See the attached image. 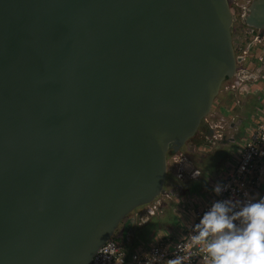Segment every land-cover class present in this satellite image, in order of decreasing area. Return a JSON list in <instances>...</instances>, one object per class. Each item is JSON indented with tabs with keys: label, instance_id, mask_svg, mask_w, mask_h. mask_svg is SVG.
<instances>
[{
	"label": "water",
	"instance_id": "obj_1",
	"mask_svg": "<svg viewBox=\"0 0 264 264\" xmlns=\"http://www.w3.org/2000/svg\"><path fill=\"white\" fill-rule=\"evenodd\" d=\"M248 1L0 0V264H91L122 227L128 247L169 158L212 134L235 26L264 35Z\"/></svg>",
	"mask_w": 264,
	"mask_h": 264
},
{
	"label": "built area",
	"instance_id": "obj_2",
	"mask_svg": "<svg viewBox=\"0 0 264 264\" xmlns=\"http://www.w3.org/2000/svg\"><path fill=\"white\" fill-rule=\"evenodd\" d=\"M234 3L238 9L245 6L242 2L240 5L236 1ZM235 37L237 39L236 52L244 57V62H248L247 59L251 56H256L255 60L259 62L264 61V43L258 31L242 24L237 27ZM249 47L252 48L251 52L253 51L251 56ZM259 81L264 84V74L260 76ZM226 91L234 97L236 95L237 98L260 92L256 84L245 80L241 71L237 72ZM235 104L238 105L239 101ZM234 106L227 109L223 107L222 111L225 114L219 120H207L212 130L210 138L213 144L223 140L224 134L234 122V116L231 113ZM261 106L260 111L255 113L254 125L245 128L244 136L229 154V159L222 170L214 177L209 192L204 196L178 199V204H181L179 209L182 211L178 217L181 225L177 228L174 225L170 231H160L153 242L137 246L130 255L127 254L123 243L113 238L97 252L91 264H167L168 260L175 256H181L184 264H210V258L203 250V245H197L191 239L194 234L193 225L199 222L200 216L210 208L215 199L231 198L239 201L245 198V192L256 198L264 196V154H262L264 153V99ZM209 149V147L201 146L199 151L206 153ZM172 159L179 178H193V174L199 176L200 172L183 154L178 153ZM242 166L243 172H241ZM217 182L230 186L220 196H216L212 191ZM240 185L244 187L241 188ZM160 202L159 200L147 206L141 214L140 221L143 222L146 218L155 215ZM158 237L162 238L157 239Z\"/></svg>",
	"mask_w": 264,
	"mask_h": 264
},
{
	"label": "clouds",
	"instance_id": "obj_3",
	"mask_svg": "<svg viewBox=\"0 0 264 264\" xmlns=\"http://www.w3.org/2000/svg\"><path fill=\"white\" fill-rule=\"evenodd\" d=\"M229 187L217 182L212 191L220 196ZM244 197L239 201L231 198L213 200L199 222L193 225L191 239L195 244L203 245L210 264H264V196L256 198L245 192ZM167 264H184V261L181 256H175Z\"/></svg>",
	"mask_w": 264,
	"mask_h": 264
},
{
	"label": "trees",
	"instance_id": "obj_4",
	"mask_svg": "<svg viewBox=\"0 0 264 264\" xmlns=\"http://www.w3.org/2000/svg\"><path fill=\"white\" fill-rule=\"evenodd\" d=\"M249 96H246V98ZM243 98L245 97L240 96L237 98V100L241 99V101H243ZM249 98H251L252 101ZM249 98H247L250 102L249 106L245 105L243 107L242 102L239 101V110L243 108L245 111H241L238 116V121L240 122L238 126L240 133L235 144H213L211 138L210 140L204 138H193L188 142L191 144L192 150L190 152L184 153L183 155L200 172V174L196 178H189L185 180L180 179L181 182L179 183V186L182 188L179 196L186 198L192 195L195 196L197 194L205 195L209 192V185L214 182V177L217 176V174L222 170L224 164L228 161L229 154L234 150L233 148L236 146L237 142H239L240 138L243 137L244 128H246V126L250 123L249 115L247 117L246 111L248 108H251L252 110L256 109L255 111L257 112L261 108V105L258 103V99L252 97ZM255 99L257 100L256 106L253 104L255 103ZM201 146H206L210 149L206 153H201L199 151ZM175 171L176 168L175 165H173V170H169L168 172L170 178L171 174L175 173ZM163 197H165V199L161 198V205L158 207V211L155 215L146 218L143 222L140 221L141 215L139 218L137 216L139 221L135 224V236H133V238L129 241L128 247H125L128 255H130L137 246L141 244H149L153 240L158 229L166 231L167 229L170 230L172 227L171 225L172 223L174 224L176 217H179V212L175 213L174 210H171L170 208V205H174L173 199L175 198V195L171 197L166 193V195ZM116 240L120 242L121 238H116Z\"/></svg>",
	"mask_w": 264,
	"mask_h": 264
},
{
	"label": "crops",
	"instance_id": "obj_5",
	"mask_svg": "<svg viewBox=\"0 0 264 264\" xmlns=\"http://www.w3.org/2000/svg\"><path fill=\"white\" fill-rule=\"evenodd\" d=\"M240 25H242V22H240ZM241 27V26H240ZM241 28H243V27H241ZM237 31H239V30H237ZM258 33H259V31H258ZM262 40H263V43H264V35H263V37H262ZM263 47V46H262ZM250 48V52H249V54H250V56L253 54V51L251 52V47H249ZM246 49L248 50V47H246ZM237 51V50H236ZM255 57L256 56H251V58H248L247 60H248V62H242L240 65H239V68H238V71H247L248 73H249V75H247L246 76V78H245V80H247V81H249V82H253L254 84H256L257 85V87H258V89L260 90V92L258 91V93L259 94H257V93H255L253 96H249V97H252V98H257L258 96L260 97V101H259V103H261L262 101H263V99H264V84L261 82V81H259V78H260V76L261 75H263L264 74V61L263 62H259L258 60H255ZM247 58V57H246ZM245 58V59H246ZM253 76V77H252ZM249 97H247V98H249ZM233 98H234V102L232 103V104H230V105H228V107H226V105H220V106H218L217 105V102L215 101V105L217 106L216 108H213L212 109V112H211V114L208 116V118H207V120H219L221 117H222V114L221 113H224L223 111H222V109H227V108H229L230 106H234L233 104H235V103H237V101H240V102H242V105H243V107L245 106V105H247V106H249L250 105V102H249V99H251V98H249V99H247L246 97L245 98H243V99H247L248 100V102H246V100H245V102L244 101H241V99L240 100H237V96L235 95V97L233 96ZM233 98H232V100H233ZM242 99V100H243ZM251 101H252V99H251ZM225 103V102H224ZM214 105V106H215ZM258 105V104H257ZM261 105V104H260ZM223 106H224V108H223ZM239 104L238 105H236L235 104V106H234V109H233V111L231 112L232 114H233V116H234V122L230 125V132H233V130H234V128H236L239 124H240V122L238 121L239 119H238V116H239V114H240V112L241 111H243L244 109L242 108V109H240L239 110ZM262 107V106H261ZM261 109V108H260ZM260 109H259V111H260ZM256 110V109H255ZM255 110H252L251 108L249 109L248 108V110L246 111V114H247V117H248V115H249V120H250V123L246 126V128L248 127V126H250V125H254V119H255V116H256V111ZM245 111V110H244ZM243 111V112H244ZM204 196V195H203ZM180 213L181 212H179V215H180ZM180 217V216H179ZM175 225V227L177 228V226L178 225H181L180 224V221H179V218L178 217H176V219H175V222H174V224L172 223V227ZM172 227H171V229H172ZM170 229V230H171ZM170 230H167V231H170ZM159 232L160 231H165L166 232V230H158ZM159 232H156V234H155V236H154V238H153V240L151 241V242H153L154 241V239H155V237L157 236V233H159Z\"/></svg>",
	"mask_w": 264,
	"mask_h": 264
},
{
	"label": "flooded vegetation",
	"instance_id": "obj_6",
	"mask_svg": "<svg viewBox=\"0 0 264 264\" xmlns=\"http://www.w3.org/2000/svg\"><path fill=\"white\" fill-rule=\"evenodd\" d=\"M245 6L244 7H240L239 8V16H240V18H241V16H244V11H245V9L248 7V5L250 4V2L248 1V0H244V3H243ZM242 22V24H244L243 23V21H241ZM207 125H208V123H207ZM209 126V125H208ZM239 126V125H238ZM236 127V128H234V130H233V132H230L229 130H227L226 131V133L224 134V136H226L228 139L229 138H233L234 139V143H232V144H235L236 143V139H237V137L239 136V127ZM244 130H245V128H244ZM243 130V131H244ZM244 134H245V131H244ZM244 134H243V136H244ZM211 137V134H210V131L209 130H207V129H201V130H199V132L196 134V136L194 137L195 139H201V138H204V139H209ZM242 138V137H241ZM240 138V139H241ZM240 141V140H239ZM189 144V143H188ZM185 146H187V145H185ZM182 154V153H181ZM174 156V155H173ZM187 159V158H186ZM176 174V175H175ZM177 176V177H176ZM180 179H183V178H179L178 177V175H177V173H176V171H175V173H173V174H171V178L169 177V174H168V176H167V182H166V186H165V188L167 189V195H169V194H171L172 195V197L175 195V197L176 196H178L179 195V193L181 192V188L182 187H180L179 186V183L181 182V180ZM183 180H185V179H183ZM177 193V194H176ZM166 194H164L163 196H165ZM161 205V204H160ZM159 205V206H160ZM133 216V217H132ZM129 217H131V218H133V222H132V230L133 231H135V224H134V221H135V216L133 215V214H131V216H129ZM123 228V227H122ZM121 228V231L122 232H120V234H121V237L123 236V233H124V229H122ZM128 233V232H127ZM133 236H135V234L134 235H128V238H129V241L133 238ZM120 237V238H121ZM122 239V238H121Z\"/></svg>",
	"mask_w": 264,
	"mask_h": 264
},
{
	"label": "rangeland",
	"instance_id": "obj_7",
	"mask_svg": "<svg viewBox=\"0 0 264 264\" xmlns=\"http://www.w3.org/2000/svg\"><path fill=\"white\" fill-rule=\"evenodd\" d=\"M234 1H236L239 5H240V3L242 2V4L244 3V0H234ZM235 10L237 9V6H235L234 5V7H233ZM239 23V22H238ZM237 23V25L235 26V31H236V29H237V27L240 25V23L238 24ZM235 43H236V47H237V39H236V37H235ZM231 81L232 80H229L225 85H224V87L222 88V90H221V92H220V94H219V96L217 97V99H216V102H217V105L218 106H222V105H226V107H228V105H230V104H232L233 102H234V98H233V95L232 94H229V93H226L227 91H226V89H227V86H229L230 84H231ZM259 94V93H258ZM232 98H233V100H232ZM256 99H258V103H259V101H260V97L258 96ZM255 99V103H253V104H255V106H256V100ZM243 101L245 102V99H243ZM225 102V103H224ZM246 102H248V100L246 99ZM259 104H261V103H259ZM217 106L215 105L213 108H216ZM224 107V106H223ZM223 110V109H222ZM222 114V116H224V114L225 113H221ZM237 144H238V142H237ZM237 144H236V146H234V148L235 147H237ZM187 146H184L182 149H181V151H180V153H182V154H184V153H187V152H190L192 149H191V144H186ZM193 148V147H192ZM233 148V149H234ZM169 163H168V172H169V170H173V165H174V161H173V159H172V157H170L169 158V161H168ZM211 187V184L209 185V188ZM177 194V193H176ZM193 196V195H192ZM195 196H199L198 194L197 195H195ZM191 197V196H190ZM162 199H165V197H162ZM174 200V205L172 204V205H170V208H171V210L173 209L174 210V212L176 213V212H182L180 209H179V207L181 206V204L179 205L178 203H179V200H178V197L176 198H174L173 199ZM179 205V206H178ZM146 208L144 207V208H141V209H138L137 211H136V213H134V216L136 217V222H138L139 221V216L143 213V211L145 210ZM137 216H138V218H137ZM158 230H160V229H158ZM168 230V229H167ZM157 232H159V231H157ZM115 238H120V235H119V232L116 234V236H115Z\"/></svg>",
	"mask_w": 264,
	"mask_h": 264
}]
</instances>
